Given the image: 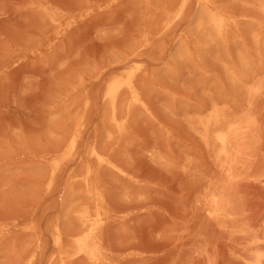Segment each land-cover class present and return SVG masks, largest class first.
<instances>
[{"label":"rangeland","instance_id":"rangeland-1","mask_svg":"<svg viewBox=\"0 0 264 264\" xmlns=\"http://www.w3.org/2000/svg\"><path fill=\"white\" fill-rule=\"evenodd\" d=\"M211 1L218 11L225 9V15L234 14L243 31L230 32L233 45L230 40L226 47L211 38L209 41L206 30H198L197 20L205 8L197 0L189 1L183 17H174L181 0H0V264H59L63 256L66 264H97L75 254L73 234L82 228L76 217H72L73 224L69 217L75 210L86 212L91 223L103 220L99 235L100 251L107 255L102 254L104 264H251L252 254L258 251L255 246L264 244V94L257 104L263 100L258 107L263 112L258 116L262 128L258 125L259 135L255 132L249 145V151L254 146V151H248L253 155L247 152L249 158H241L246 164L249 159L251 162L244 166L240 159L238 167L245 170L236 167L240 177L231 179L225 171L220 172L215 151L212 146L206 149L190 119L200 111L209 114L212 103L228 102L236 111L245 106L246 92L223 68L230 65L235 70L239 66L237 70L242 71L245 59L252 60L247 62L255 70L261 69L264 46L257 50L251 39L255 30L264 33V14L256 9L257 0ZM252 16L256 19L249 22ZM195 38L205 40L209 48L202 46L203 41L197 44ZM246 41L256 50L248 48ZM217 43L224 49L229 44V51L223 47L218 50ZM186 45L192 57L196 53L194 61L201 58L200 64L196 60L191 66L192 59L183 56ZM239 48L242 52L237 54ZM221 50L227 52L231 62L225 60ZM178 52L185 58H178ZM209 53L215 54V61L218 58L215 63L223 57L225 64L215 66ZM204 58L210 60L205 63ZM238 58L241 64L232 63ZM202 64L207 67L205 71ZM185 65L197 69V73L193 69L195 75L190 69L188 72ZM129 77L144 105L129 106L130 93H122L119 117L124 121L125 115L128 130L124 127L120 133L107 123L108 89L113 81ZM218 80L224 88L231 83L234 92L236 88V92H242V96L237 95L243 101L233 91L226 96L231 88L221 92L224 88ZM198 84L205 87L200 90ZM210 84V89L219 84L220 92L209 90ZM201 91L207 93V101ZM234 96V101L240 99L238 103L231 99ZM188 101L191 104L186 108ZM122 102H126L123 107L130 117ZM185 120L191 124L189 128ZM113 131L123 134L107 138ZM255 136H259L256 141ZM73 140L75 147L71 150ZM94 149L112 164L97 161L91 155ZM224 172L225 177L221 174ZM229 180L232 182L225 184L229 188L236 182L225 192L228 187L225 189L224 183ZM97 187L106 199L101 217L97 213ZM218 193L223 209L229 208L220 221L208 217L204 203ZM227 193L232 198L229 207ZM57 227L64 231L62 250L55 245L56 229L60 230ZM250 240L256 243L254 247ZM260 252L264 253V248Z\"/></svg>","mask_w":264,"mask_h":264},{"label":"bare ground","instance_id":"bare-ground-1","mask_svg":"<svg viewBox=\"0 0 264 264\" xmlns=\"http://www.w3.org/2000/svg\"><path fill=\"white\" fill-rule=\"evenodd\" d=\"M189 1L190 0H181V2H179L180 4H179V6H178V10H177V13L175 14V16L174 17H183V15H184V12L186 11V9H187V7H188V4H189ZM198 1V3L199 4H201L204 8H205V11H204V14L202 15V17H200L198 20H197V22H198V24H197V28H198V30H200V31H202V30H206V32H207V34H209V36L208 37H206L208 40H209V38H211L210 40L213 42V41H216V42H219V44L220 43H222V45L224 44L225 45V47H226V45H227V43H228V41L230 40V43L229 44H231V39L232 38H230L229 36H231L232 37V34L230 35V32L232 31V32H234L235 31V29H236V31L238 32V30H239V24H238V26H237V24H236V21H235V19H233V15L231 14V15H225L224 14V10H222V11H218L219 9H216L215 8V6H213V2L211 1V0H197ZM235 1V0H234ZM239 1V0H238ZM243 1V0H242ZM247 1V0H246ZM245 1V2H246ZM249 1H251V0H249ZM254 1H256V0H254ZM236 2V1H235ZM252 2H253V0H252ZM252 2L250 3L251 5H250V7L251 6H253L252 5ZM241 3V2H240ZM254 3V2H253ZM256 3V9L258 8L259 10H260V14L262 15V14H264V0H257V2H255ZM245 4V3H244ZM247 4H248V2H247ZM247 4H246V6H247ZM212 6L214 7V9H216V11L212 8ZM243 6V5H242ZM248 7V6H247ZM245 8V7H244ZM252 8H254V7H252ZM251 8V9H252ZM246 9V8H245ZM248 9H249V7H248ZM250 9V10H251ZM255 9V10H256ZM254 10V11H255ZM247 11V10H246ZM254 11H251V13L253 12L254 13ZM258 11V10H257ZM229 12V11H228ZM227 12V13H228ZM231 12V11H230ZM259 12V11H258ZM203 13V12H202ZM248 13V12H247ZM249 13H250V11H249ZM256 13V12H255ZM230 14V13H229ZM201 15V14H200ZM199 15V16H200ZM260 15V16H261ZM260 16H259V18L258 19H260ZM247 17H249V16H247ZM205 18H206V20H205ZM255 18V17H254ZM253 16H252V20L250 21V19H251V16H250V19H249V22H253ZM256 19V18H255ZM261 19H262V17H261ZM260 19V20H261ZM257 21V20H256ZM196 22V23H197ZM239 22V21H238ZM257 22H259V21H257ZM262 22H264V18H263V21ZM260 23H261V21H260ZM249 24H251V23H249ZM256 24V23H255ZM259 24V23H258ZM258 24H256L255 26L256 27H258L257 25ZM263 24V23H262ZM253 25V24H252ZM196 26V25H195ZM241 26V25H240ZM260 26H262L261 24H259V28H261ZM238 27V28H237ZM250 27H251V25H250ZM264 27V26H263ZM196 28V27H195ZM248 28V27H247ZM251 28H253V27H251ZM250 29V28H249ZM242 30V29H241ZM262 30V29H261ZM261 30L259 29V30H255V31H253V34L252 33H250V34H252V43L251 42H247L246 41V44L247 45H249V43H251V44H255L253 47H258L259 48V50H260V48L262 47V46H264V33L263 32H261ZM240 31V30H239ZM247 31H250V30H247ZM197 32V31H196ZM206 32H205V34H206ZM243 33V31H240V33ZM251 32V31H250ZM239 33V35H242V34H240ZM248 33V32H247ZM197 34V33H196ZM198 34H202V32L200 33V32H198ZM197 34V35H198ZM204 34V33H203ZM207 34L205 35V36H207ZM237 34V36L238 37H240L239 35H238V33H236ZM244 34V33H243ZM248 35V38L250 39V36L251 35ZM199 35V37H201ZM235 35V34H234ZM187 37H189V36H186L185 38H184V40H186L187 39ZM199 37H197V38H199ZM236 37V36H235ZM241 37H243V36H241ZM240 37V38H241ZM247 37V36H246ZM193 38V37H192ZM202 39H205L204 38V36L203 37H201ZM201 38H199V39H201ZM234 38V37H233ZM237 38V37H236ZM239 38V39H240ZM248 38H246L245 40H247ZM189 39H191V38H189ZM194 39V38H193ZM193 39H191V40H193ZM196 39V38H195ZM241 39H244V38H241ZM183 40V39H182ZM183 40V41H184ZM209 40V41H210ZM233 40V39H232ZM234 40H235V38H234ZM194 41V40H193ZM196 41H197V44L198 43H200V45L202 44V41H198L197 39H196ZM205 41V40H204ZM204 41H203V44H204ZM207 41V40H206ZM209 41H207V42H209ZM237 41H238V39H237ZM192 44H194L192 41H190ZM207 42H206V44H207ZM211 42V43H212ZM216 42H214V43H216ZM234 42V41H233ZM254 42V43H253ZM183 43V42H182ZM240 43V42H239ZM245 43V42H244ZM184 44V43H183ZM202 44V46H204L206 49L207 48H209V47H207L205 44L203 45ZM218 44V43H217ZM219 44H218V46H219ZM229 44H228V46H229ZM234 44H235V42H234ZM238 44V43H237ZM237 44H236V46H237ZM241 44H242V42H241ZM207 45H209V44H207ZM214 45V44H213ZM213 45H212V47H213ZM231 45H233V44H231ZM243 45L244 44H242L241 45V50H242V47H243ZM194 46L196 47V45L194 44ZM193 46V47H194ZM216 46V45H215ZM214 46V47H215ZM228 46H227V48H228ZM238 46H240V45H238ZM183 47V46H182ZM185 47V46H184ZM186 47H187V45H186ZM223 47V46H222ZM221 47V48H222ZM230 47V46H229ZM232 47V46H231ZM252 46H250L249 45V47L248 48H253ZM197 48H199L200 49V47H196V49ZM210 48H211V46H210ZM220 48V46H219V49L218 48H216V49H218V50H220L221 49ZM226 48V49H227ZM258 48H257V50H258ZM187 49H188V47H187ZM196 49H195V51H196ZM202 49H203V47H202ZM211 49H213V48H211ZM223 49H224V47H223ZM226 49H224V51L226 50ZM249 49V50H250ZM183 50V49H182ZM192 50H194V49H192ZM214 50H215V48H214ZM213 50V51H214ZM231 50V49H230ZM240 48H239V50H238V52L239 53H237V54H240ZM246 50V48L244 49V51ZM252 51H255L254 50V48L253 49H251ZM179 51H181V49L179 50ZM185 53H183V54H186V55H183V56H185L186 57V59L188 58H196V57H194V54H196V53H194L193 54V57L191 56V53L192 52H189V51H191V50H183ZM182 51V52H183ZM198 51V50H197ZM196 51V52H197ZM217 51V50H216ZM222 51V50H221ZM221 51H219V52H221ZM227 51H229L228 49H227ZM251 51V52H252ZM200 52V51H199ZM209 52V51H208ZM211 52V51H210ZM215 52V51H214ZM223 52V51H222ZM242 52V51H241ZM261 52H263V51H261ZM201 53V52H200ZM207 53V52H206ZM217 53V52H216ZM226 53V54H225ZM253 53V52H252ZM178 54H180V55H178ZM181 52L179 53H177V55H178V58H180L179 56H181ZM222 54V53H221ZM223 54L225 55L224 56V58L227 56V52H223ZM229 54H230V52H229ZM255 55H256V52L254 53ZM259 54V53H258ZM263 54H264V52H263ZM177 55H176V58H177ZM199 55H203V54H199ZM215 54L213 53V55L212 56H214ZM217 56L219 55V53L218 54H216ZM243 55H244V52H243ZM260 56L259 57H262L261 56V54H259ZM196 56V55H195ZM198 56V55H197ZM205 56H207V55H205ZM204 56V57H205ZM209 56H211L210 55V53H209ZM211 56V57H212ZM229 56V55H228ZM230 56H231V54H230ZM240 56V55H239ZM242 56V55H241ZM245 56V55H244ZM248 57V59H252L251 58V56L249 57V54L247 55ZM258 56V55H257ZM182 57V56H181ZM185 57H182L183 59L185 58ZM208 57V56H207ZM210 57V59H212V62L214 63V65L215 64H222L221 66H223L224 64H225V62H224V64H223V60H222V58L220 59L219 58V61L218 62H220V63H215L217 60H218V58L216 59V61H215V59L214 58H216V57H212L211 58ZM219 57H221V56H219ZM232 57V56H231ZM237 57H238V55H237ZM246 57V56H245ZM178 58H177V60H178ZM223 58V59H224ZM229 57H226L225 58V60L226 59H228ZM236 58V57H235ZM240 58H243V57H240ZM181 59V58H180ZM179 59V60H180ZM187 59V60H188ZM201 59V58H200ZM200 59L198 60V57H197V59L196 60H198V64H200L199 63V61H200ZM208 58H204V60H205V63H207L210 59H208ZM232 59V58H231ZM234 59V58H233ZM187 60H186V62H187ZM195 60V61H196ZM203 60V59H202ZM206 60H207V62H206ZM229 60V59H228ZM237 60V61H236ZM235 61H232V63L233 62H237V64L238 63H240L239 61H241V59L239 60V58L238 59H236ZM239 60V61H238ZM244 61H243V64H241V65H243V69H244V72H242L243 71V69H242V71H241V69H240V71H238L237 70V68L239 67H237V65H235L237 68L234 70V69H232L231 67H230V65H228L229 67H227V65H225L224 67L225 68H223V69H226V70H224L223 72L224 73H226V72H229L230 74H231V76L233 77V82H235L236 83V86H238V85H240L242 88H243V90L241 89V88H239V89H241V91H243V92H246L245 94V96H247V98H245V96L243 97V98H245L246 100H242V98L240 97V96H238L237 95V93L238 94H240V93H242V92H240V91H237L236 92V86H235V92H236V95L239 97V98H241V101H243L242 103H244L245 101H246V103H245V106H243L244 107V109H243V107H242V110H240V111H236V107L234 108V106H232V105H230L228 102H227V100H225L227 103H225V104H220V102H218V103H212V106H211V111L209 112V114H207L206 113V115L205 114H201V111H200V113H195L196 114V116H194L193 118H191L190 119V117H188L191 121V124H192V127H193V125H194V128H196V130H197V132L199 131V133H200V136H201V138H202V140H203V142H204V144L206 145V147H208V148H206V149H209V147H211V148H213V151H215V152H213L215 155H216V157H217V159L220 161H218V163L217 164H219L220 165V172H221V170H223V171H225L226 172V176L228 177H230L231 179L233 178H235L236 176L237 177H240V175L239 174H241V171H238L237 169H241L242 171H243V169L245 168V167H241V166H239L238 167V165H240V161L242 160L241 158H244V156H245V159L246 158H249V157H246V155H247V152L249 151V145H250V143H251V141L253 142L254 140H253V137H254V135H256V133L259 135V130H260V128H262L261 126H262V120L261 119H259L260 120V123L261 124H259V120H258V116H259V118H260V116H261V113H263V112H261L260 111V109H258V107L259 108H261V106H259L260 104H261V102H263V100L262 101H260V104L259 105H257L258 103H259V100L258 99H261V96L264 94V59H262V58H260L259 60H261L260 61V63H262V67H261V69H259V70H255V69H257V68H255L254 67V65L252 64V66L254 67H251L249 64H248V62H250V61H252V60H245V59H243ZM254 60V59H253ZM191 61V60H190ZM193 61V62H192ZM192 64H191V66H194L195 65V61L192 59ZM230 62H231V60H229ZM197 62V61H196ZM203 62V61H202ZM228 62V61H227ZM230 62H228V64H230ZM242 62V61H241ZM190 63V62H189ZM210 63V62H209ZM231 63V65L232 66H234L233 64ZM251 63H253V62H251ZM257 63V62H256ZM259 63V62H258ZM187 64V63H186ZM194 64V65H193ZM197 64V65H198ZM227 64V63H226ZM188 65H190V64H187V66ZM203 65L204 64H202V66L201 67H203ZM207 65V64H206ZM239 65V64H238ZM184 66V65H183ZM186 66V65H185ZM186 66V69L188 70V69H190L189 67H187ZM216 66V65H215ZM257 67H258V65H256ZM196 68H199V66L197 67V66H195ZM220 67V66H219ZM241 67V66H240ZM260 67V66H259ZM204 68H207L206 66H204L203 67V69ZM221 68V67H220ZM233 68H235V67H233ZM193 69V68H192ZM192 69H190V70H192ZM202 69V68H201ZM201 69H198V73H199V70H201ZM203 69H202V71H203ZM239 69V68H238ZM190 70H188V72L190 71ZM194 70V69H193ZM192 70V71H193ZM195 70H197V69H195ZM194 70V71H195ZM206 69H204V71H205ZM192 71H191V73L190 74H192ZM194 71H193V74H194ZM226 71V72H225ZM196 72V71H195ZM197 73V72H196ZM205 72H203V74H204ZM189 74V75H190ZM192 74V75H193ZM200 74H202V73H200ZM200 74H199V76H200ZM192 75H190V77H192ZM195 75V74H194ZM205 75V74H204ZM203 75V76H204ZM228 75V74H227ZM226 75V76H227ZM261 75V76H260ZM263 75V76H262ZM206 76V75H205ZM204 76V77H205ZM225 76V77H226ZM203 77V78H204ZM201 78V77H200ZM228 78V77H227ZM192 79V78H191ZM210 79V78H209ZM232 78H230V80H231ZM197 80L198 81H200L198 78H197ZM227 80V79H226ZM195 81V80H194ZM207 81H208V79H207ZM210 81H211V79H210ZM210 81H209V83H210ZM228 81H229V79H228ZM228 81H226V83L228 82ZM193 81H191V83H192ZM201 82H202V80H201ZM201 82H199V83H201ZM217 82H222V81H217ZM224 82V81H223ZM196 84H197V82H195ZM195 83H193V84H195ZM204 83H205V79H204ZM212 83V82H211ZM215 83V82H214ZM214 83H213V85H214ZM225 83V82H224ZM195 84V85H196ZM202 84H203V82H202ZM201 84V85H202ZM208 84V83H207ZM228 85H229V83H227ZM198 85H200V84H198ZM201 85L199 86V89L200 90H202V87H205V86H202L201 87ZM204 85V84H203ZM215 85H217V84H215ZM220 85H221V83H220ZM233 85H235V84H233ZM197 86V85H196ZM210 86H211V84L209 85V90H212L213 91V89H215V90H218L219 92H220V90H221V92H222V90H226L225 88H227V87H223V85H221L220 86V88H224V89H220L219 88V84H218V86H213V87H215V88H213V89H210ZM226 86V85H225ZM231 83H230V86L228 87L229 89L231 88ZM208 87V85L206 86V88ZM217 87L220 89H217ZM239 87V86H238ZM211 88H212V86H211ZM227 88V89H228ZM203 89H205V88H203ZM208 89H206L207 91H208ZM232 89V88H231ZM226 90L227 92H226V96H228L229 97V93L230 92H228V91H233V89H234V87H233V89L232 90ZM214 90V91H215ZM124 91H126L127 93L129 92L130 94L129 95H131V97H128V99L130 100L129 101V106H131L132 104H137V105H141V104H143L144 105V102H143V98H141V93H140V91H139V89L137 88V86L135 85V82H134V80H133V78L132 77H129L127 80H115V81H113L111 84H110V86H109V89H108V98H109V110H110V117L109 118H107V119H109L108 121H107V123L108 122H110V125L111 124H113L114 125V127L121 133V132H123V130H125L124 129V127L127 129V126H128V122L125 124V115L123 114V119H124V121L119 117V110L121 109L120 108V106H119V101H120V97L122 96V93L124 92ZM204 91V90H203ZM218 91H215V92H217L218 93ZM234 91L232 92L233 94L235 93ZM200 93H202V94H204L203 96H204V98H206V101H207V97H205V95L207 94V95H209V91L207 92V93H203L202 91L200 92ZM210 93H212L211 91H210ZM214 93V92H213ZM224 93V92H223ZM222 93V94H223ZM227 93H228V95H227ZM231 93V94H232ZM243 94V93H242ZM242 94H240L241 96H242ZM214 94H212V96H213ZM217 95V94H216ZM216 95H215V97H216ZM235 95V94H234ZM235 95V96H236ZM209 96H211V94L209 95ZM211 96V98H213ZM221 96V94L220 95H218V97H220ZM235 96L234 97H232L231 99L233 100L234 98H235ZM217 97V98H218ZM223 97H224V95H223ZM237 97V98H238ZM238 98V101L240 100ZM127 99V100H128ZM209 99H210V97H209ZM214 99V98H213ZM213 99H211V100H208V101H212ZM220 99H222V98H220ZM225 99V98H224ZM230 99V98H229ZM264 99V98H263ZM122 100V99H121ZM173 100H175V99H173ZM205 100V99H204ZM217 99L215 98V101H216ZM124 101V100H123ZM234 101V100H233ZM238 101H237V99L234 101V102H237L238 103ZM258 101V102H257ZM230 102V101H229ZM121 103V102H120ZM188 104L186 105V108H188L187 106L188 105H190L191 103H190V101H188L187 102ZM190 103V104H189ZM206 103V102H205ZM209 102H207V104H208ZM233 103V102H232ZM240 103V102H239ZM122 104H123V102H122ZM125 104H126V102L121 106V107H125ZM241 104V103H240ZM139 105V106H140ZM199 105V104H198ZM202 105H204V104H202ZM206 105V104H205ZM208 105H210V104H208ZM234 105V104H233ZM236 105V104H235ZM129 106H128V108H129ZM239 106V105H238ZM241 106V105H240ZM123 107V109H125V111L128 113V111L129 110H126V108H124ZM131 107H133V106H131ZM137 106H135V108H136ZM192 107V106H191ZM199 106H197V108H198ZM203 107H205V106H203ZM203 107H201L202 109H203ZM208 107V106H207ZM206 107V108H207ZM120 108V109H119ZM186 108H184V109H186ZM205 108V109H206ZM256 108L260 111V115H258L257 114V111H256ZM189 109H190V107H189ZM188 109V110H189ZM204 109V110H205ZM239 109H240V107H239ZM238 109V110H239ZM131 110V109H130ZM187 110V109H186ZM198 110H200V108L198 109ZM209 110V109H208ZM184 111V110H183ZM258 111V112H259ZM263 111V110H262ZM188 112H190V110L188 111ZM195 112H196V110H195ZM202 112H204L203 110H202ZM206 112V111H205ZM122 113V112H121ZM131 113H132V110H131ZM184 113H186V111L184 112ZM194 114V115H195ZM126 115H129V117H130V113H128V114H126ZM184 115H186V114H184ZM193 115V114H192ZM122 116V115H121ZM189 116V115H188ZM191 116V115H190ZM262 116H263V114H262ZM127 117V116H126ZM186 117V116H185ZM184 117V118H185ZM192 117V116H191ZM122 120H120V119ZM187 118V117H186ZM187 118V119H188ZM262 118V117H261ZM127 119V118H126ZM130 119V118H129ZM185 122H186V124H187V120H185ZM189 123V122H188ZM190 123L188 124V128H189V125H191ZM112 125V126H113ZM127 125V126H126ZM258 125H259V127L260 128H258ZM261 125V126H260ZM113 127V128H114ZM259 129V130H257L258 132H256V129ZM193 129V128H192ZM191 129V130H192ZM115 130V129H114ZM128 130V129H127ZM194 131H192L194 134H196L195 133V129H193ZM256 132V133H255ZM111 133V132H110ZM110 133H108L109 134V136L107 137V138H109L110 136H112V135H114L115 133H117V132H114L113 131V133L110 135ZM124 133H127V132H124ZM261 133V132H260ZM123 134V133H122ZM122 134H121V136H122ZM198 134V133H197ZM116 135H119V137H121L120 136V134L119 133H117ZM126 135V134H125ZM196 136V135H195ZM116 137V136H115ZM118 137V138H119ZM256 137V136H255ZM259 136H257L256 138H254L255 139V141H256V139L258 138ZM111 138V137H110ZM109 138V139H110ZM200 138V137H199ZM198 138V139H199ZM112 139H114L113 137H112ZM200 142H201V139H200ZM203 142H201V144L203 143ZM255 143V142H254ZM254 143H253V145H254ZM204 145V146H205ZM252 145V146H253ZM70 147V149L72 150L74 147H75V140H73L72 142H71V145L69 146ZM251 147V146H250ZM254 149V146H253V148H251V150H253ZM211 150V149H210ZM209 150V151H210ZM250 150V151H251ZM206 151H208V150H206ZM212 151V150H211ZM249 151V152H250ZM254 151V150H253ZM252 151V152H253ZM248 152V153H249ZM212 153V152H211ZM211 153H208V154H211ZM212 153V154H213ZM214 154L212 155L213 156V158H215L214 157ZM249 154H251V153H249ZM91 155L92 156H95L96 158H98L97 159V161L99 160V162L100 163H102V162H104L105 160L107 161V159H104L105 157L104 156H102L100 153H98L95 149L94 150H92V152H91ZM251 155H253V154H251ZM248 156V155H247ZM104 157V158H103ZM211 157V156H210ZM165 159H166V157H164ZM212 158V159H213ZM163 159V158H162ZM241 159V160H240ZM244 159V160H245ZM251 159H252V157H251ZM159 160V159H158ZM189 160H191L190 158H189ZM214 160V159H213ZM244 160H242V161H244ZM168 161V160H167ZM215 161V160H214ZM213 161V162H214ZM241 161V162H242ZM249 161V163L251 162V160L249 159V160H247V162ZM108 162V161H107ZM106 162V163H107ZM169 162V161H168ZM168 162H166V164L168 163ZM105 163V164H106ZM165 163V162H164ZM170 163V162H169ZM184 164H185V162H183ZM215 164H216V162H214ZM243 163H245V164H243ZM249 163H247L248 165H249ZM97 164H99L98 162H97ZM104 164V165H105ZM108 164L109 165H111L112 163H110V162H108ZM171 164V163H170ZM193 164V163H192ZM242 164L244 165V166H246L247 164H246V162L244 161V162H242ZM241 164V165H242ZM100 165H102V164H100ZM100 165H98V166H100ZM104 165H102V166H104ZM189 165H191V163L189 164ZM188 165V166H189ZM219 165H216L217 167L219 166ZM182 166H184V165H182ZM113 167V166H112ZM236 167H237V169H236ZM99 167H97L96 169H98ZM189 168V167H188ZM219 168V167H218ZM243 168V169H242ZM89 169H90V167H89ZM100 169V168H99ZM116 169H118V168H116ZM184 169H186L185 167H184ZM236 169V171L237 172H234V170ZM94 170H95V168H94ZM245 170V169H244ZM98 171V173H99V171L100 170H97ZM96 171V172H97ZM222 171V172H223ZM122 172H123V170H122ZM225 172L224 173H221L222 175H224V177H225ZM240 172V173H239ZM85 175H87L88 173L85 171ZM236 173V174H235ZM237 173H239L238 175H237ZM93 174H94V172H93ZM235 174V175H234ZM94 175H96V173L94 174ZM97 176H99V174L97 175ZM99 178V177H98ZM229 179V178H228ZM227 179V180H228ZM231 180H229V182H226V183H224V185L225 184H227V183H231L230 182ZM236 182V181H235ZM235 182L234 183H232L233 185H235ZM232 184H230L231 186V188L233 187L232 186ZM213 185V184H212ZM222 186L223 185H221V186H217V187H220V188H222ZM226 186L227 185H225V189H226ZM228 187V186H227ZM224 188H223V190H224ZM231 188H229L228 187V189L227 190H225V192L226 191H228L229 192V189H231ZM99 187H97V198H98V200H99V204H98V206H97V213H98V216L99 217H101L102 215L100 214L101 213V211H102V209H104L103 208V202H104V200H106V199H103V195L99 192ZM215 190H216V188H214ZM211 190V189H210ZM213 190V189H212ZM212 190L210 191V192H212ZM215 190H213V192L214 193H216L217 191L219 192L220 191V189H218L217 191H215ZM222 190V191H223ZM101 191V190H100ZM207 191H209V189L207 190ZM102 192V191H101ZM210 192H208V193H210ZM222 193H224V192H222ZM211 194V193H210ZM210 194H207V196H209ZM228 194V193H227ZM205 195H206V192H205ZM220 195H221V193L219 194L218 193V195H216V194H213V195H211L208 199L206 198V202H204L205 203V211L207 212V214H208V217H210V219H214V220H218V221H220V220H223L222 219V217H224V215H225V213H226V211L229 209H227L226 210V208L227 207H225V209H223L224 207H222V205H221V197H220ZM230 193L226 196L227 198H225V199H228L230 196ZM204 197V196H203ZM223 197V196H222ZM203 199H205V197L203 198ZM224 198H223V201L225 200ZM230 199H232L231 197L229 198V200H227L226 201V203L227 202H229V204L227 205L228 207H229V205H231L230 203L232 202V200H230ZM199 200H201L202 201V198L201 199H199ZM197 201H198V199H197ZM105 203V202H104ZM198 203L200 204V202L198 201ZM202 203H203V201H202ZM198 204V205H199ZM202 207H203V205L202 204H200ZM223 205H225L226 206V204H223ZM70 208V207H69ZM68 208V209H69ZM70 211V210H69ZM68 211V212H69ZM71 211H73L74 212V210H73V208H72V210ZM224 211H225V213H224ZM229 211V210H228ZM228 211H227V213H228ZM230 213V212H229ZM69 214V213H68ZM67 214V215H68ZM72 214V213H71ZM73 214H75V215H71V216H69L70 218H72V217H76L75 219H77V221L80 223V226L82 227L81 228V230L80 231H77L78 230V228L80 227V226H78V228L77 229H75V231H77V233L75 234H73V236H74V247L76 248V253L75 254H77V255H80V256H83V257H85V259L87 258L89 261L88 262H93V263H97V264H101L102 263V260H104V259H102V254H103V256L105 255L104 254V252H102V251H100V248H102L101 247V241H102V239H100V238H102V236H100L99 234H101V231H100V233H99V229H100V225L102 224V221L103 220H99L98 222H96V223H91V220L90 219H88V217H89V215L86 213V212H79V211H76L75 210V213H73ZM228 215V214H227ZM231 215V214H230ZM68 217V218H69ZM227 217V216H226ZM67 218V217H66ZM229 218V217H228ZM92 219V218H91ZM226 219V218H225ZM67 220V219H66ZM93 221H95V220H93ZM69 222L71 223V221H69V219H68V224H69ZM78 222H75V223H78ZM215 222V221H214ZM74 223V219L72 218V224ZM216 223H220V222H216ZM72 224H70V225H72ZM74 226V225H73ZM75 226H77V225H75ZM57 228H60V227H57ZM60 230H62L61 228H60ZM59 229H56V236H55V245L57 246V248H60L61 250H62V248H65V247H63V238H62V234H61V232H64L63 230L62 231H60ZM101 230V229H100ZM249 231H251V230H249ZM248 231V232H249ZM242 232V231H241ZM240 232V233H241ZM245 233H247L246 232V230L244 231ZM251 233H252V231H251ZM256 234V233H255ZM254 234V235H255ZM55 235V234H54ZM247 236H248V234H246ZM72 236V237H73ZM250 236V235H249ZM252 236V235H251ZM256 236V235H255ZM257 236H259L258 234H257ZM63 237H65V235L63 236ZM261 237V236H260ZM264 237V236H263ZM262 237V238H263ZM54 238V237H53ZM253 238H254V236H253ZM258 238V237H257ZM65 239V238H64ZM252 239V238H251ZM255 239V238H254ZM258 240V239H257ZM261 240V239H260ZM264 240V239H263ZM251 241V240H250ZM72 242H73V240H72ZM252 242V241H251ZM259 242V241H258ZM257 242V243H258ZM253 243V242H252ZM65 244V243H64ZM73 244V243H72ZM101 244V245H100ZM248 244H250V242L248 243ZM254 244H256V243H253V245H252V247H254L255 245ZM261 244H263V243H261ZM261 244H259V246H255L256 248L258 247V251L257 252H255V250H254V254H252L253 255V258H252V260L250 261L249 259V261H250V263L251 264H264V253H262V252H260L261 251V249L263 250V245H262V247L263 248H261V249H259V247L261 246ZM65 246V245H64ZM68 246V245H67ZM250 246V245H249ZM103 249V248H102ZM59 250V249H58ZM260 250V251H259ZM65 250L63 249V252H64ZM249 251L251 252V253H253V251H251L250 249H249ZM59 252H60V250H59ZM61 253V252H60ZM66 253V252H65ZM67 253H69V252H67ZM106 253V252H105ZM70 254V253H69ZM62 255H64V253L62 254ZM71 255H73V254H71ZM70 255V256H71ZM251 255V254H250ZM251 255V256H252ZM61 256V255H60ZM69 256V257H70ZM105 256H107V255H105ZM104 256V257H105ZM103 257V258H104ZM60 258V257H59ZM68 258V257H67ZM71 258H72V256H71ZM82 258V257H81ZM66 258L63 256L62 257V260H60L61 262L59 263V260H58V263L59 264H66V262L65 261H67V260H65ZM79 259H80V257H79ZM78 259V260H79ZM105 259H107V258H105ZM69 260H70V258H69ZM81 260V259H80ZM84 260V259H83ZM247 260V261H248ZM69 262V261H68ZM107 262V261H106ZM105 262V263H106ZM70 263H71V260H70ZM86 263H87V261H86ZM68 264V263H67ZM90 264H92V263H90ZM102 264H104V261H103V263Z\"/></svg>","mask_w":264,"mask_h":264}]
</instances>
